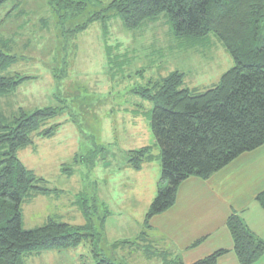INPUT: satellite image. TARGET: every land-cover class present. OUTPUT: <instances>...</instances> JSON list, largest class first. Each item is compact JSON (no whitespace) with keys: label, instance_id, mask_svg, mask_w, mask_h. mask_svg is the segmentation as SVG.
<instances>
[{"label":"rangeland","instance_id":"obj_1","mask_svg":"<svg viewBox=\"0 0 264 264\" xmlns=\"http://www.w3.org/2000/svg\"><path fill=\"white\" fill-rule=\"evenodd\" d=\"M111 1L90 0L87 12L64 24L48 0H7L0 6V48L17 56L7 74L29 76L15 92L0 98V117L7 121L13 112L19 116L20 109H64L48 123H61L53 134L34 132L33 143L18 151L25 166L50 189L48 195L23 202V227L41 226L49 218L86 225V202L94 209L91 231L101 234L105 257L118 264H169L174 259L159 253L165 252L160 248L169 249L166 241L144 223L158 192L161 157L150 125L153 103L141 93L145 88L153 93L155 81L175 70L185 73L187 87L206 89L234 61L215 33L181 39L165 14L128 29L109 9ZM100 11L105 21L73 32ZM144 146L153 148L154 159L134 171L128 152ZM151 240L160 242L159 247ZM94 263L89 243L43 249L25 258V264Z\"/></svg>","mask_w":264,"mask_h":264},{"label":"trees","instance_id":"obj_2","mask_svg":"<svg viewBox=\"0 0 264 264\" xmlns=\"http://www.w3.org/2000/svg\"><path fill=\"white\" fill-rule=\"evenodd\" d=\"M6 1L0 0V6ZM48 2L59 24H64L87 12L90 0ZM109 9L122 17L128 29L165 14L172 32L181 39L215 33L234 61L206 89L187 87L185 73L175 70L155 81L153 93L147 88L141 93L153 103L150 125L161 157V178L146 214L148 224L153 216L173 206L183 181L191 176L207 179L242 153L264 144V0H112ZM103 14H91L73 32L94 21H105ZM16 60V55L0 48V98L15 92L29 78L7 74V67ZM63 112L61 107L45 106L30 113L20 109L19 116L13 112L7 121L0 117V264H25L27 256L43 249L76 248L86 243L92 247L94 264H118L101 253V234L91 231L94 209L86 202L82 203L86 225L49 218L41 226L23 227V202L50 189L44 178L25 166L18 151L33 143L34 132L53 134L61 123H48ZM128 155L135 170L154 159L151 146L131 150ZM257 200L264 207V191ZM227 226L241 264H253L264 255V240L241 216L232 214ZM225 252L218 250L192 264H216ZM173 261L169 264H184Z\"/></svg>","mask_w":264,"mask_h":264},{"label":"crops","instance_id":"obj_3","mask_svg":"<svg viewBox=\"0 0 264 264\" xmlns=\"http://www.w3.org/2000/svg\"><path fill=\"white\" fill-rule=\"evenodd\" d=\"M263 191L264 144L242 153L207 179L189 177L179 186L173 206L153 216L148 224L145 216L144 223L157 238L166 241L169 249L160 248L165 252L159 253H167L171 259L192 264L218 250H226L216 264H241L227 222L232 214H238L264 240V207L257 200ZM159 243L151 240L156 247ZM253 264H264V255Z\"/></svg>","mask_w":264,"mask_h":264}]
</instances>
